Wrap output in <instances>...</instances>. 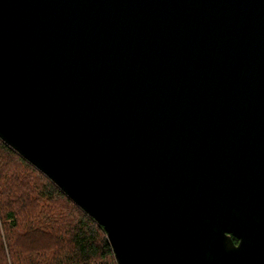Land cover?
<instances>
[{"label":"water","instance_id":"water-1","mask_svg":"<svg viewBox=\"0 0 264 264\" xmlns=\"http://www.w3.org/2000/svg\"><path fill=\"white\" fill-rule=\"evenodd\" d=\"M0 140L117 264H264V0H0Z\"/></svg>","mask_w":264,"mask_h":264},{"label":"trees","instance_id":"trees-1","mask_svg":"<svg viewBox=\"0 0 264 264\" xmlns=\"http://www.w3.org/2000/svg\"><path fill=\"white\" fill-rule=\"evenodd\" d=\"M0 264H117L102 227L1 140Z\"/></svg>","mask_w":264,"mask_h":264},{"label":"flooded vegetation","instance_id":"flooded-vegetation-1","mask_svg":"<svg viewBox=\"0 0 264 264\" xmlns=\"http://www.w3.org/2000/svg\"><path fill=\"white\" fill-rule=\"evenodd\" d=\"M236 243V242H235Z\"/></svg>","mask_w":264,"mask_h":264}]
</instances>
